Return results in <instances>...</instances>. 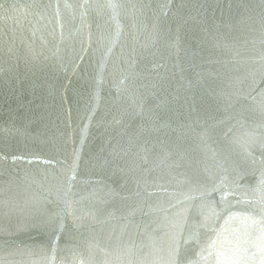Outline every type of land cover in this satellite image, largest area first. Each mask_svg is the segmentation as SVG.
<instances>
[{
  "label": "water",
  "instance_id": "obj_1",
  "mask_svg": "<svg viewBox=\"0 0 264 264\" xmlns=\"http://www.w3.org/2000/svg\"><path fill=\"white\" fill-rule=\"evenodd\" d=\"M0 264H264V0H0Z\"/></svg>",
  "mask_w": 264,
  "mask_h": 264
}]
</instances>
